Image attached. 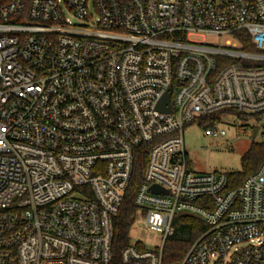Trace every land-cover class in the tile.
Masks as SVG:
<instances>
[{
    "label": "built area",
    "instance_id": "1",
    "mask_svg": "<svg viewBox=\"0 0 264 264\" xmlns=\"http://www.w3.org/2000/svg\"><path fill=\"white\" fill-rule=\"evenodd\" d=\"M228 110L264 113V0H0V264H114L142 148L133 226L162 244L120 264H164L183 215L207 228L177 264H264V162L227 190L188 161L185 127Z\"/></svg>",
    "mask_w": 264,
    "mask_h": 264
},
{
    "label": "trees",
    "instance_id": "2",
    "mask_svg": "<svg viewBox=\"0 0 264 264\" xmlns=\"http://www.w3.org/2000/svg\"><path fill=\"white\" fill-rule=\"evenodd\" d=\"M245 50L251 53H255L256 50L249 43V37L244 34ZM235 113L246 117L248 119H255L259 123L264 121V113L247 115L236 110L220 111L211 116H205L199 118L193 124H197L202 128L218 127L221 123V115L224 113ZM148 162L147 148H142L136 153L134 172L131 182V187L127 193L125 202L119 215L115 218L114 232H115V263L120 264V254L123 248L129 243L130 231L135 221L136 207L133 204V198L136 189L143 180L146 166ZM264 162V134L260 141H254L250 150L242 158V171L228 175L227 190L238 189L243 182L251 175L255 174L262 163ZM209 203V199H199L196 204L206 205ZM180 224L179 231L175 232V235L170 238L164 250V264H177L187 254L192 244L199 238V236L206 230L207 226L204 222L198 218L183 215L178 218Z\"/></svg>",
    "mask_w": 264,
    "mask_h": 264
},
{
    "label": "rangeland",
    "instance_id": "3",
    "mask_svg": "<svg viewBox=\"0 0 264 264\" xmlns=\"http://www.w3.org/2000/svg\"><path fill=\"white\" fill-rule=\"evenodd\" d=\"M202 40V38H195ZM232 40L230 36L209 37L207 42L211 45L226 46V41ZM219 130L226 131L225 137H207L204 128L197 124L187 125L184 129L185 148L188 153L189 165L193 171L199 173H225L233 174L242 171V158L250 150L254 141H260L264 132V121L259 123L255 119H248L235 113H224L220 117ZM260 128L256 139L252 133L240 134V129ZM180 224H175L179 231ZM132 242L143 241L147 246L155 247L162 244L159 233L144 229L141 223L135 224L130 231Z\"/></svg>",
    "mask_w": 264,
    "mask_h": 264
},
{
    "label": "water",
    "instance_id": "4",
    "mask_svg": "<svg viewBox=\"0 0 264 264\" xmlns=\"http://www.w3.org/2000/svg\"><path fill=\"white\" fill-rule=\"evenodd\" d=\"M258 132H259V129H258V128H255L254 131H253V138H254V139L257 138V136H258ZM152 191L155 192V193H158L156 187H153V188H152Z\"/></svg>",
    "mask_w": 264,
    "mask_h": 264
}]
</instances>
